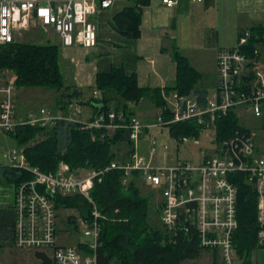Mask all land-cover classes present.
<instances>
[{"label": "built area", "instance_id": "1", "mask_svg": "<svg viewBox=\"0 0 264 264\" xmlns=\"http://www.w3.org/2000/svg\"><path fill=\"white\" fill-rule=\"evenodd\" d=\"M112 2L0 0V44L14 43L31 27L38 26L43 32L56 35L64 48L77 45L92 49L97 43L93 18L99 9L108 8ZM161 2L170 8L177 0ZM251 38L252 32L246 30L234 48L218 51L216 89L205 97L204 103L195 94L163 91L165 105L151 123L136 116L125 119L122 112L100 108L91 118L82 120L77 103H70L67 113L42 107L16 121L15 86L0 85L2 132L13 133L17 126L23 125L51 129L62 122L78 124L80 130L95 131L91 135L93 141L97 135L112 137L115 132L124 131L131 144L127 158L113 160L103 168L71 169L60 162L54 173L31 166L22 147L7 152L0 163V176L4 170L23 173L22 179L14 183L13 246L49 253L53 264H97L100 220L104 216L90 190L107 172L121 171L124 186L130 182L140 188L147 184L160 197V229L168 242L193 241L199 252L217 254L219 264H242L233 242L238 228L237 188L229 178L242 174L257 194L256 242L264 249V143L259 144L243 127L233 130L229 138L217 136L218 120L229 113L235 115L238 123L249 113L256 118L264 117V36L257 38L254 45ZM101 98V92L94 90L92 99ZM162 111L168 113L169 119H163ZM175 124L187 125L191 131L195 128L191 135L171 136L175 149L192 147L193 157L172 164L157 161L158 153L165 154L170 144L154 136H149L146 154L141 152L140 140L151 128L168 130ZM42 139L38 136L35 142ZM75 195L82 196L90 208L88 217L75 211L70 221L85 240L79 246L59 244L55 199Z\"/></svg>", "mask_w": 264, "mask_h": 264}, {"label": "trees", "instance_id": "2", "mask_svg": "<svg viewBox=\"0 0 264 264\" xmlns=\"http://www.w3.org/2000/svg\"><path fill=\"white\" fill-rule=\"evenodd\" d=\"M149 5L148 0H135L133 5L125 7L112 18V26L119 33L131 38L140 37L142 9ZM251 45L260 36V28L251 30ZM59 47L50 43H20L0 44V71L8 70L15 75V88H41L59 93L55 105L60 109L66 107L64 100L71 101L81 95L76 88L66 86L60 65ZM172 57L176 64V78L172 87L165 91H175L180 95L195 94L199 102L204 103L207 92L198 88L203 75L198 73L177 50L172 49ZM95 88L102 94L101 100H91L92 108L97 111L109 110L111 99L115 101L113 109L122 112L125 119L134 115L130 104H138L141 100L150 99L155 107L163 110L165 102L159 89L139 87L136 73H127L123 67H114L107 72L97 73ZM113 95V97L110 96ZM163 119H169L168 113L162 111ZM184 124L170 127L172 137H178L191 132ZM219 139L229 138L233 130L238 129V120L233 113L218 120ZM246 132L250 133L249 130ZM16 143L23 148L24 154L31 166L38 167L43 172L54 173L60 162L69 165L71 169H99L116 160L114 150L122 141L128 146L127 154L131 152V144L127 133L117 131L112 137L93 141V130H80L78 124L59 123L47 130L32 126H17L13 133ZM43 135L41 141L36 136ZM35 142L33 145H29ZM3 172V171H2ZM9 173L13 183L22 179V172L4 170ZM121 171H110L102 176L100 183H95L90 195L96 202L101 214L100 247L96 253L97 264H183L185 261L199 257V250L193 241L179 240L175 244L166 240L165 234L158 226L148 223L149 200L144 197L141 188L134 182L128 186L121 183ZM29 178V176H28ZM237 188V221L238 228L234 233L233 242L242 264H250V254L257 246V194L255 189L245 182L242 174L229 176ZM56 208L62 205L72 209L84 218L89 216V205L79 195L55 199ZM162 201L156 208L161 215ZM69 218L68 221H71ZM42 264H53L43 253H36ZM216 264V263H214Z\"/></svg>", "mask_w": 264, "mask_h": 264}, {"label": "crops", "instance_id": "3", "mask_svg": "<svg viewBox=\"0 0 264 264\" xmlns=\"http://www.w3.org/2000/svg\"><path fill=\"white\" fill-rule=\"evenodd\" d=\"M134 1L113 0L108 8L97 11L93 18L97 43L92 49L77 45L64 48L56 36L66 86L76 88L81 93L77 99L64 100L66 107L61 110L65 113L68 112L70 103H77L81 108L82 120L95 115L96 111L91 105L92 93L97 90L95 76L114 67H123L127 73L135 72L139 87L159 89L162 98V92L166 87H172L176 78V64L172 57L173 48H177L188 63L203 75L198 88L205 90L208 96L215 91L217 85L218 51L234 48L241 33L246 30L260 28L263 31L260 32V36L255 37L256 43L257 38L264 36V0H201L200 2L177 0L176 4L170 8L164 6L161 0H148L149 5L142 9L140 37L131 39L114 29L112 18L125 7L133 5ZM9 75L13 73L8 70L0 71V85L9 82L11 79ZM38 91L44 90L22 88V100L25 99L26 103L20 108L18 107V89L15 88L16 121L35 108L29 105V99L33 98ZM54 92L48 104L39 108L60 109L55 105L59 93L54 94ZM110 96L113 97L111 94ZM114 104L115 101L111 99L109 108L113 109ZM129 107L134 111L133 116L144 123L153 122L161 111L150 99L141 100L136 105L130 104ZM84 108L86 112L83 113ZM169 130L151 128L140 140L141 152L146 154L149 136H154L159 141L165 140L170 144L165 154L158 153L157 161L172 164L176 160L193 157L192 147L182 148L187 157H178L180 147L175 149ZM262 134L258 138L259 144L264 143V134ZM118 145L128 149L125 142L121 141ZM16 148L20 147L13 135L0 131V163L4 161V155L7 152ZM144 187H148L147 184ZM14 195V183L9 173L3 171L0 176V249L13 246ZM210 256H212V264H219L217 254H210ZM250 264H264V249L258 245L250 254Z\"/></svg>", "mask_w": 264, "mask_h": 264}, {"label": "rangeland", "instance_id": "4", "mask_svg": "<svg viewBox=\"0 0 264 264\" xmlns=\"http://www.w3.org/2000/svg\"><path fill=\"white\" fill-rule=\"evenodd\" d=\"M20 38L17 39L16 42L20 43H37V44H45L50 43L56 45L57 38L56 35H52L51 33H45L38 26L31 27L30 31L22 34ZM61 54V53H60ZM11 72V71H10ZM11 79L7 83L14 84L15 75H9ZM5 83V84H7ZM65 84L67 82L65 81ZM18 92V107L22 108V104L26 103V100H22V88H17ZM41 89V88H40ZM38 91L33 98L29 99V105L35 107L30 111H36V108H39L43 105L48 104L50 97H52L53 90ZM48 94V97L46 95ZM55 94V92H54ZM25 96V95H23ZM29 97V95H28ZM24 101V102H23ZM154 111V108H153ZM27 112V113H28ZM86 112V108L83 109V113ZM154 115V113H153ZM17 120V119H16ZM240 123V124H239ZM238 126L248 129L255 140H258L259 136L264 134V117L256 118L253 114H245L239 120ZM49 130V129H47ZM193 130L188 134H193ZM39 137H43V135H38ZM36 136V137H38ZM119 146V145H118ZM114 148L115 152L118 154V160H123L126 157L127 148L125 146H120ZM183 147L179 148L178 157L184 158L187 157ZM188 154V153H187ZM190 155V154H189ZM3 162V161H2ZM141 192L144 193V197L149 200L148 207V223L152 226H158L160 228V216L156 213V208L160 201V197L156 195L155 191L151 189V187H141ZM57 215H58V227H57V237L59 244L65 245H75L79 246L85 238L83 237L82 232L70 221L72 214H76L75 210L65 209L62 205L57 207ZM43 253L48 258H50L49 253L41 252V251H32V250H20L16 249L13 246H8L6 248L0 249V264H42L41 260L38 259L36 253ZM212 256L208 254L199 253V257L194 260L185 261L183 264H212Z\"/></svg>", "mask_w": 264, "mask_h": 264}]
</instances>
